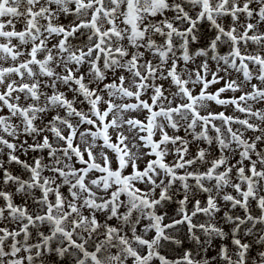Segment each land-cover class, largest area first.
<instances>
[{
  "label": "snow or ice",
  "instance_id": "1",
  "mask_svg": "<svg viewBox=\"0 0 264 264\" xmlns=\"http://www.w3.org/2000/svg\"><path fill=\"white\" fill-rule=\"evenodd\" d=\"M0 264H264V0H0Z\"/></svg>",
  "mask_w": 264,
  "mask_h": 264
}]
</instances>
